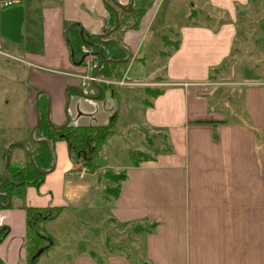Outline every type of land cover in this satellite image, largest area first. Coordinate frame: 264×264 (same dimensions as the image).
I'll use <instances>...</instances> for the list:
<instances>
[{"label":"crops","instance_id":"1","mask_svg":"<svg viewBox=\"0 0 264 264\" xmlns=\"http://www.w3.org/2000/svg\"><path fill=\"white\" fill-rule=\"evenodd\" d=\"M12 1L11 6L0 7V131L6 126L16 132L11 142L24 140L26 129L30 133L36 123V103L38 113L39 106L44 108L55 127L65 122L105 125L115 114L120 124L126 102L123 94L137 90L136 86L161 71V81H154L159 90L150 102L142 103L139 113L133 110L128 117L139 121L142 130L161 133L157 138L167 142L151 159L115 165L125 170L126 177L111 200L93 210L90 199L83 196L77 201L66 195V190H77L67 180L77 167L66 159L64 144L57 150L55 141L59 174L49 176L55 168L46 172L49 175L39 185L26 188L23 199L12 197L8 203L0 197V226L6 228L0 258L6 264H32L25 249V208L61 206L60 215L41 229L42 235L45 231V236L58 242L44 256L61 244L65 234L57 226L69 216L75 218V208H83V213L92 209L90 218L96 223L82 226L85 239H72L64 264H264V85L250 84L243 92L246 119L257 130L227 122L207 97L211 76L222 71L233 50L238 9L246 7L248 0H197L219 13L218 18L205 22L186 14L181 23L172 20L175 15L171 17L176 0L165 5L164 0H133L138 6L146 5L138 26L115 29L102 40L98 36L114 28L108 29L112 11L108 4L115 1L127 8L131 0ZM115 8L118 15L123 10ZM70 23H77L81 35L96 39V44L70 46L66 32ZM171 26L172 31L166 28ZM163 35H175L177 46L164 45ZM110 44L114 54L111 48L105 53ZM107 58L120 60L114 79L133 84H118L119 88L112 87L114 92L103 96L94 82L79 76L90 75L96 63ZM69 91L67 117L65 94ZM47 98H51L50 110ZM5 113L7 119L2 118ZM119 139L120 135L109 138L104 152ZM129 142H138L134 147L140 151L149 148L133 135L123 141L125 152ZM83 179L77 176L78 181ZM154 222L155 227L148 229ZM117 225L135 227L136 242L141 245L139 261L131 262L123 251H94L92 257L86 250H77L79 240L89 239L85 228L91 227L98 236L102 226L115 230Z\"/></svg>","mask_w":264,"mask_h":264},{"label":"rangeland","instance_id":"2","mask_svg":"<svg viewBox=\"0 0 264 264\" xmlns=\"http://www.w3.org/2000/svg\"><path fill=\"white\" fill-rule=\"evenodd\" d=\"M2 1L3 0H0V7ZM151 1L152 0H150L149 2L151 3ZM166 1L167 0H164L162 4L165 5ZM190 2L192 3L194 8H190V4H189ZM164 5H162V7ZM200 7L203 9H198ZM186 14L187 16L190 17L193 16L194 19L196 18L199 21H205V22L208 21V19L218 18L217 15H220L219 13H216V11L214 10H207L202 4H199V1L197 0H180V1L176 0L173 10L171 11V17L172 15H175L172 18V20L175 21L176 23L179 22L181 23L182 21H184ZM235 18L238 24V33L235 39L233 50L231 51L230 56L225 61V64L220 67V70L222 71L216 75L211 76L208 85L209 89L207 90V97L211 107H213L216 110H219L221 114L225 117V119L228 120L227 122L235 121L245 129H249L252 131L257 129L255 127H251L250 122H248L246 119V114L244 111V104H243V92L244 89L247 88L246 86L250 84L264 85V0H248L246 7L238 9V13ZM166 28L169 29L170 31L173 30V26ZM170 36L172 38V41L169 40ZM170 36L163 35V44L166 46L169 45L170 47H173L174 45L176 46L177 44L176 36L175 35H170ZM109 48L112 49V54H114L113 51H115L116 49L114 45L111 44L108 48H106L107 50L105 53L109 54L108 51ZM75 49H76L75 53L79 55L80 50L78 49V47ZM169 49L170 48L166 49V51L168 52ZM87 65L88 66L91 65L90 61H87ZM91 71L92 73L90 75L98 78V81H92L95 84H98L99 86L100 83H104L105 85H112L114 87L121 86L116 83V81L119 80H115L114 78L113 79L101 78L100 76L97 75L98 72L96 75H94L93 68ZM0 73L2 74L1 71ZM159 73H160L159 76L164 74L163 71ZM159 76L152 79L151 81L147 80L149 82H143V85L140 86L142 90L141 92L138 91L140 87L136 86V88H138L137 90H134L132 93L130 92L128 94H123L124 97L126 98V102L123 103V108H124L122 115L123 118L121 119L120 124L119 123L116 124L117 132H115V134L109 137L112 138L114 136L120 135V139L116 142L114 140V143L110 144L111 150H106V152H104V147H103L102 151L99 153V156L95 161L96 163L94 165L95 169L92 170L86 166H83L81 164L79 165V163H76L70 152L69 145L66 140L60 139L56 142L55 147L57 150L60 144H64V154L66 159H69L70 162L73 161V163L76 164V167L78 169V170L73 169L75 170L73 171L74 174L72 175L69 174V178H67V180H69L71 183L74 182V184L77 187L76 191L71 189L66 190L67 191L66 195L71 200L76 199L77 201H79L80 198L84 196L83 198L90 199L89 203L91 204V208L93 207V210H96L97 208L96 205H99L100 202L102 203L104 202L106 204L107 201L111 200L112 196L116 194V186L120 185L118 176H120V174H123V172H125L123 168H120L115 165H118L121 162H126L128 160L131 163L129 158L131 157L132 153L136 157L139 156L138 153H136L135 151L138 149H135L134 147V145H138L137 144L138 142H133V143L129 142L130 146L127 148V152H125L123 150L124 147H121L124 146L123 145L124 140H128L129 138L133 137V135H135L136 137L138 136L146 143L147 147H149L146 153L150 154L151 156L153 152H156L158 149L164 148L165 141L167 142V140L163 137L157 138L161 133H158L156 131L151 132L149 128L142 130L143 126L140 125L139 121L134 122L131 120V118L128 117L133 110L134 112L139 113L138 109L141 107L142 103L147 104L148 102L151 101L152 96L159 90L158 88L159 85L156 82H154V81H161V77ZM127 84L131 85L133 83L127 82ZM110 90L111 88H108L105 90V92L106 91L109 92ZM108 92H106V94H109ZM116 94L118 95V92H116ZM70 95H71V91L65 94L66 111L68 110ZM50 104H51V98H47L46 105H47V109L49 108V110L51 107ZM130 106L131 107L133 106V109ZM67 117H69L68 111H67ZM2 118L7 119L8 115L5 113L3 114ZM0 129H1V125H0ZM28 133H29V129L23 131L25 137L24 140H17V141L28 142ZM15 134L16 132H13L11 129H6V126L4 127L3 131H0V182L3 180V168L5 164L6 148L11 141H15L13 140L15 139L14 137ZM29 143L33 144L31 140H29ZM23 149L24 148L20 146H15L11 149L9 165L19 167L20 165H23L26 162V155L24 152L25 149L24 150ZM54 153H56L55 150ZM107 164L108 166H106ZM8 167H7V178H8ZM84 167L86 168V172L83 175H81L80 172ZM54 168L55 170H53V172L50 173L51 175L47 174L44 177L48 175L55 176L59 174L60 165L57 163V158L55 159ZM47 171L45 172L43 171V173H46ZM77 176H79L80 178L83 177L84 179L78 181ZM69 186L71 187L70 184ZM88 187H91L90 193L87 191ZM82 209L83 208H81V210L79 211L78 208H75V210H73V214H75V218L69 216L65 220H62L61 223H59L57 228L60 229L62 233L65 234L61 238L62 241L61 244L59 245V247L56 249L55 252L50 253L46 256L43 255L44 257L41 258L38 264H64V262H66V258L68 257L67 249L71 247L70 243L72 239H77V237H81L85 239L84 236H81V234L83 233L82 226L86 223L95 226L96 223H94L93 217L90 218V214L91 216H93L92 215L93 210L87 208L88 210L84 211L83 213ZM74 223L76 224L75 227L72 226V224ZM43 232L46 235L47 232L45 231ZM85 232L86 235L89 237L87 241L88 243L86 242V240H79V241L86 243L85 245L86 251H88V249H92L93 251L99 254L100 253L108 254L113 251L116 252L123 251L126 253V255L130 257L131 262L134 263L139 261L138 258H140L139 251L141 249V245L136 242L137 233L134 226L117 225L115 230L112 228L108 229L102 226L98 236L97 234H95L96 231H94L93 233L91 227L85 228ZM3 236L1 237V239L3 238ZM45 237H49V236H45Z\"/></svg>","mask_w":264,"mask_h":264},{"label":"trees","instance_id":"3","mask_svg":"<svg viewBox=\"0 0 264 264\" xmlns=\"http://www.w3.org/2000/svg\"><path fill=\"white\" fill-rule=\"evenodd\" d=\"M145 6H138L133 2L132 9L129 12L124 10L120 11L119 14V31L123 26L129 28H136L139 23L140 16L145 11ZM116 24V19L114 13L111 11L110 16V28L114 27ZM67 34L70 36L68 38V43L70 46L75 44L91 45L96 44V39L86 40L80 33V26L77 23H70L66 28ZM71 38V39H70ZM95 38V37H94ZM177 46V44H176ZM116 65L115 62H104L101 64L98 70V76L101 78H115L116 77ZM96 65L93 67V72ZM102 95L105 90L111 88L112 85H105L100 83ZM39 117L40 122L35 128L33 133V138L28 136V142L31 140L33 142V147H30L32 158L35 163V167L32 165L29 159V154L24 150L26 155V162L19 167L11 166L8 167V178L6 182L0 187L1 194L7 195L9 198L18 197L23 199L25 197V191L28 186L39 185L44 179L45 173L52 166V153L50 145L53 147L55 141L59 139H64L69 145L70 152L76 163L88 167L89 169H95V161L102 151L106 140L115 134L117 115L115 114L105 125L97 126H73L67 124L66 126L57 129L51 126L46 117V110L39 106ZM34 126V125H33ZM32 126V127H33ZM31 127V128H32ZM30 128V130H31ZM25 141V143H28ZM15 146L11 147V149ZM22 147V146H20ZM139 156H135L133 153L129 158L133 165H137L139 161L151 159V155L135 150ZM133 152V150H132ZM126 177V172L118 176L119 181H122ZM120 185L116 186V193L119 190ZM26 210V233H25V249L27 251V256L32 264H36L39 259L48 253L50 250L55 248L57 245V240L55 238H48L42 235L41 228L43 225L50 221L55 220L63 210L61 206H47V207H31L27 206ZM156 223L149 225V228H154ZM6 228L0 226V241ZM86 243L79 241L77 243V250L81 253L85 251ZM88 254L95 257L96 254L92 249H88ZM98 260V259H97ZM0 264H6L0 258Z\"/></svg>","mask_w":264,"mask_h":264},{"label":"water","instance_id":"4","mask_svg":"<svg viewBox=\"0 0 264 264\" xmlns=\"http://www.w3.org/2000/svg\"><path fill=\"white\" fill-rule=\"evenodd\" d=\"M108 6H109V8L112 10V12H113L114 15H115L116 24H115L114 28H112V29H111L109 32H107L106 34H104V35H99V36H98V39H99V40H102L103 36H105V37L108 36L112 31H114L115 29H117V27L119 26L118 12H117V10H116L115 7H119V8H121V9L125 10V11H130L131 8H132V6H133V0H131V2L129 3V5H128L127 8L124 7V6L118 5L115 1H112V4H108ZM108 41H112V42H114L115 44H117V45H119L120 47H122V46H121L120 44H118L116 41H113V40H108ZM122 48H123V47H122ZM128 55H130V54H128ZM118 61H120V60H114V59H108V58H107V59H103V60H101V61L97 64V66H96V69H95V71H94V75L97 74L98 69H99V67H100V65H101L102 63H104V62H118ZM95 85L97 86V88L101 89L99 85H97V84H95ZM79 90H80V92H82L81 89H79ZM38 95H39V93L37 94V96H38ZM35 109H36V123H35V125L32 127V129L30 130L29 135H30L31 138H33L34 130H35V128L38 126V124H39V122H40V117H39V113H38L37 103H36ZM48 109H49V108H48ZM47 113H48V117H49V110H48ZM48 122H49V124H50L51 126H53V125L51 124L49 118H48ZM66 124H67V123L65 122V123H64L62 126H60V127H55V126H53V127L57 128V129H60V128L64 127ZM14 145H20V146H22V147L28 152L30 162L32 163V165L34 166V168H36V167H35L36 165H35L34 160H33V158H32L31 151H30V149H29V145H28V144H25V143L22 142V141L11 142V143L7 146V148H6L5 164H4V168H3V180L0 182V186H1L3 183H5V181L7 180V167H8V165H9V163H10L11 147L14 146ZM50 148H51V153H52V166H51V168H50L47 172L51 171V170L54 168V165H55V153H54V151H53V147H52L51 145H50ZM0 197H6L7 200H8V203H9L10 198H9L7 195H4V194H1V193H0ZM0 205H2L1 202H0Z\"/></svg>","mask_w":264,"mask_h":264},{"label":"built area","instance_id":"5","mask_svg":"<svg viewBox=\"0 0 264 264\" xmlns=\"http://www.w3.org/2000/svg\"><path fill=\"white\" fill-rule=\"evenodd\" d=\"M14 2L12 0H3L2 1V4H1V7H7V6H10L12 5ZM81 77V76H79ZM81 78H87L88 80L90 81H98V78L92 76V75H86V76H83ZM119 84H127V82H119ZM86 172V168L84 167L82 170H81V175H83L84 173Z\"/></svg>","mask_w":264,"mask_h":264},{"label":"flooded vegetation","instance_id":"6","mask_svg":"<svg viewBox=\"0 0 264 264\" xmlns=\"http://www.w3.org/2000/svg\"><path fill=\"white\" fill-rule=\"evenodd\" d=\"M116 63V62H115ZM120 81H116L117 84H119ZM114 83V82H113ZM101 88V87H100ZM66 126V125H65Z\"/></svg>","mask_w":264,"mask_h":264}]
</instances>
